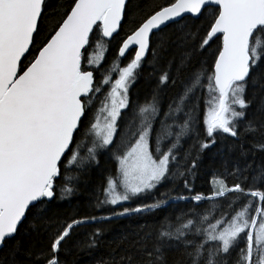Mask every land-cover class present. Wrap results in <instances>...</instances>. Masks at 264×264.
<instances>
[{"label":"snow or ice","instance_id":"snow-or-ice-1","mask_svg":"<svg viewBox=\"0 0 264 264\" xmlns=\"http://www.w3.org/2000/svg\"><path fill=\"white\" fill-rule=\"evenodd\" d=\"M0 264H264V0H0Z\"/></svg>","mask_w":264,"mask_h":264},{"label":"rangeland","instance_id":"rangeland-1","mask_svg":"<svg viewBox=\"0 0 264 264\" xmlns=\"http://www.w3.org/2000/svg\"><path fill=\"white\" fill-rule=\"evenodd\" d=\"M200 186H201V188H199L198 190L206 191L207 188H208V183H207L206 178L204 177V175L201 176Z\"/></svg>","mask_w":264,"mask_h":264},{"label":"trees","instance_id":"trees-1","mask_svg":"<svg viewBox=\"0 0 264 264\" xmlns=\"http://www.w3.org/2000/svg\"><path fill=\"white\" fill-rule=\"evenodd\" d=\"M109 56H111V53H109ZM143 87H144L143 82H141V88H143ZM200 180H201V177L199 179H197V181H196V188H197V190L199 188H201V186H202V185L200 186ZM106 239H111V236L107 237Z\"/></svg>","mask_w":264,"mask_h":264}]
</instances>
